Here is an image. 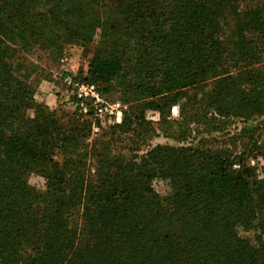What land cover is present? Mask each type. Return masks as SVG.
<instances>
[{
    "label": "trees",
    "instance_id": "1",
    "mask_svg": "<svg viewBox=\"0 0 264 264\" xmlns=\"http://www.w3.org/2000/svg\"><path fill=\"white\" fill-rule=\"evenodd\" d=\"M37 1L0 0V16L14 18L11 13L27 12ZM64 1L49 6L71 12L61 6ZM97 5L105 9L102 15L87 4L85 14L94 9L96 21L111 26L108 41L113 26H119V37L116 45L96 46L89 81L110 86L123 75L144 73L124 92L166 96L175 105L189 90L200 91L222 123L264 116L260 10L243 9L241 0ZM132 26L142 32L121 39ZM52 27L42 34L36 31L40 26H0V264H264V177L252 181L255 169L247 164L252 153L264 154V143L239 154L201 149L195 155L159 146L97 168L92 184L81 169L91 124L63 121L33 99L35 64L27 55L45 49ZM88 29L64 26L60 37L52 36L51 47L76 43ZM144 59L156 65L141 66ZM31 107L36 117L27 124L23 115ZM134 127L124 119L109 132L120 137ZM236 163L241 169L233 168ZM160 165L168 166L174 185L168 204L152 185ZM32 176L44 186H31ZM76 208L82 222L72 226L69 217Z\"/></svg>",
    "mask_w": 264,
    "mask_h": 264
},
{
    "label": "rangeland",
    "instance_id": "2",
    "mask_svg": "<svg viewBox=\"0 0 264 264\" xmlns=\"http://www.w3.org/2000/svg\"><path fill=\"white\" fill-rule=\"evenodd\" d=\"M75 1L77 7L72 9ZM102 1L107 3L109 0H65L61 6L65 5L67 10L72 11L63 13L59 11L60 6L51 7L56 0H38L27 12L11 13L15 15L14 18H10L9 14L0 16V26H9V23L12 26H40L41 29H35L42 34H46L50 26H56L52 27L54 31L51 29L46 42L42 43L45 49L36 47L27 55L28 60L35 64L32 73L33 99L35 104L55 112L59 117H64L63 121L72 120L74 124L88 121L91 124L90 137L85 141L86 154L81 159V169L86 170L85 174L90 177L92 184H96V178L92 174L97 168L110 165L119 158L141 156L159 146L187 149L190 154L195 155L201 149L219 154H225L229 150L239 154L244 148L254 149L252 144L264 143V116L248 121L236 119L222 123V118L218 116L215 119L213 110L201 100L200 91L189 90L186 98L172 105L173 103L166 96L152 98L141 93L140 96L131 97L130 93L124 92L128 82L142 79L144 73L123 75L110 86L89 81L88 66L95 55L96 46L103 42L106 43L105 45H116L118 41L114 40L119 37V33L115 32L119 26H113V37L108 41L106 38L111 26H104L105 20L96 21L94 9L90 16L85 14L87 4L102 15V10L105 9L97 5L102 4ZM241 6L247 10H260L264 19V0H241ZM4 21L6 25L3 24ZM64 26H88L89 29L82 31L83 35L78 36L79 41L76 43H67L60 49H54L50 42L52 36L60 37ZM141 32V28L132 26L121 32L120 37L129 41ZM83 36H88L89 40H83ZM8 44L13 46V43ZM55 51L57 57H49ZM58 52H61V55L58 56ZM149 65L153 67L156 64H152L150 59H144L141 63V66ZM67 70L77 74L82 80L96 85L99 101L90 103L86 112L80 110L70 88L63 82ZM242 80H245L243 75ZM118 111H121L120 116L117 115ZM35 117L36 108L31 107L25 110L23 121L32 124ZM124 119L134 123L133 132L128 134L121 132L120 137L109 132L111 127L121 124ZM111 133L114 135V140L110 139ZM254 156L252 153L247 161V164L255 169L252 181L264 177V154L259 153L257 158ZM55 159L63 164L62 158ZM233 168L239 170L241 165L236 163ZM29 184L36 188L44 186L43 179L36 176L29 179ZM152 185L160 202L168 204L174 185L167 165L158 167V175L153 179ZM79 209L76 208L71 212L69 219L72 226L80 225L82 222Z\"/></svg>",
    "mask_w": 264,
    "mask_h": 264
},
{
    "label": "built area",
    "instance_id": "3",
    "mask_svg": "<svg viewBox=\"0 0 264 264\" xmlns=\"http://www.w3.org/2000/svg\"><path fill=\"white\" fill-rule=\"evenodd\" d=\"M66 58L63 59L65 61ZM68 72V70H67ZM63 82L66 84L72 95L77 100V106L82 111H88V106L90 103H97L99 101V94L96 89V85L87 81L82 80L77 74L73 72H68L63 77ZM121 111L117 112L120 116Z\"/></svg>",
    "mask_w": 264,
    "mask_h": 264
}]
</instances>
